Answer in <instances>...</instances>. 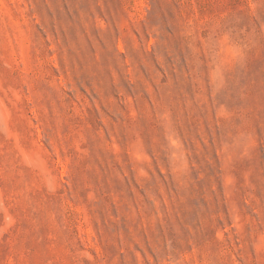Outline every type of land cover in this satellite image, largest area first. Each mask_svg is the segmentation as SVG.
<instances>
[{
  "label": "rangeland",
  "instance_id": "rangeland-1",
  "mask_svg": "<svg viewBox=\"0 0 264 264\" xmlns=\"http://www.w3.org/2000/svg\"><path fill=\"white\" fill-rule=\"evenodd\" d=\"M0 264H264V0H0Z\"/></svg>",
  "mask_w": 264,
  "mask_h": 264
}]
</instances>
